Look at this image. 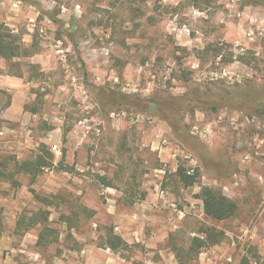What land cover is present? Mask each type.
<instances>
[{
	"label": "rangeland",
	"instance_id": "rangeland-1",
	"mask_svg": "<svg viewBox=\"0 0 264 264\" xmlns=\"http://www.w3.org/2000/svg\"><path fill=\"white\" fill-rule=\"evenodd\" d=\"M0 24L35 49L12 60L22 77L0 58V162L13 174L0 179V264H113L82 254L114 231L104 182L119 212L148 191L184 212L182 261L201 229L236 234L264 215V0H0ZM37 157L38 175L15 172ZM203 187L235 215L206 217ZM135 243L114 253L142 264Z\"/></svg>",
	"mask_w": 264,
	"mask_h": 264
},
{
	"label": "crops",
	"instance_id": "crops-1",
	"mask_svg": "<svg viewBox=\"0 0 264 264\" xmlns=\"http://www.w3.org/2000/svg\"><path fill=\"white\" fill-rule=\"evenodd\" d=\"M6 80L4 76H1L0 84L5 85ZM105 192L108 193L106 199L109 202L105 213L106 221L114 226L112 234L118 236L125 247H129L125 251L127 254L131 248L136 247L135 242L141 244L139 246L144 250L142 264H240L243 259L244 261L247 259L249 264H264V215L256 220L250 230L245 228L236 234L225 231V239L222 242L207 245L201 248L197 254L193 252L188 254L189 246L185 254L189 255L190 261H182L173 236L176 232L175 229L181 224L180 220L183 218L184 212L169 208L173 204L163 194H151L150 191L145 194L144 198L129 205L128 211L119 212L111 194L121 192L110 187H106ZM160 197L165 199L160 200ZM96 219L100 225L106 224L104 219ZM176 220H178L177 224ZM201 235L197 232L194 237L202 238ZM192 239L193 237L191 241ZM249 248L254 251V258L249 256ZM88 252H92L90 256H103L102 261L107 258L114 262L113 264H134L130 261L127 262V259L121 258L119 255L117 256L114 253L116 251L107 245L103 247L100 245L86 246L82 254L88 257L86 255Z\"/></svg>",
	"mask_w": 264,
	"mask_h": 264
},
{
	"label": "trees",
	"instance_id": "trees-1",
	"mask_svg": "<svg viewBox=\"0 0 264 264\" xmlns=\"http://www.w3.org/2000/svg\"><path fill=\"white\" fill-rule=\"evenodd\" d=\"M35 52L34 46H25L19 35H15L12 30L7 26L0 24V58L5 60L8 63L9 71L8 75L22 77L23 73L20 71L12 72L10 68L15 66L12 63L13 59H19L24 57H30ZM17 65V64H16ZM122 98H126L124 95L119 94V104H122ZM16 165V164H15ZM14 165V166H15ZM48 165L42 157H37L34 161L30 163H22L17 167L15 172H26L36 176L40 171ZM7 165L6 163L0 162V179H11L13 174L6 172ZM179 178L183 186L191 187L197 181L196 176L191 175V173L178 170ZM105 186H109L108 183H105ZM199 199L202 201L203 213L206 217L211 218L217 221H223L231 219L236 213V203L221 192L212 190L208 187H203L200 190L198 195ZM43 223L47 221V217L43 216ZM199 234H202V238L199 236L193 237L190 244V252L194 254L199 253V250L207 245H215L222 242L225 239V234L222 231L215 229L214 227H206L199 231ZM40 242V239H39ZM107 246L114 250L119 246L118 243H122L121 239L118 236L113 234L109 235L106 239Z\"/></svg>",
	"mask_w": 264,
	"mask_h": 264
},
{
	"label": "built area",
	"instance_id": "built-area-1",
	"mask_svg": "<svg viewBox=\"0 0 264 264\" xmlns=\"http://www.w3.org/2000/svg\"><path fill=\"white\" fill-rule=\"evenodd\" d=\"M54 148H56V147H54Z\"/></svg>",
	"mask_w": 264,
	"mask_h": 264
}]
</instances>
